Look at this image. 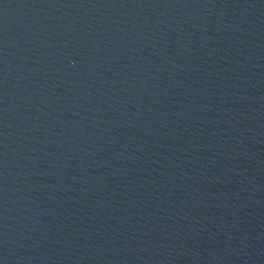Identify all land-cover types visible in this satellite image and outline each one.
Masks as SVG:
<instances>
[{"label":"water","instance_id":"obj_1","mask_svg":"<svg viewBox=\"0 0 264 264\" xmlns=\"http://www.w3.org/2000/svg\"><path fill=\"white\" fill-rule=\"evenodd\" d=\"M0 264H264V0H0Z\"/></svg>","mask_w":264,"mask_h":264}]
</instances>
